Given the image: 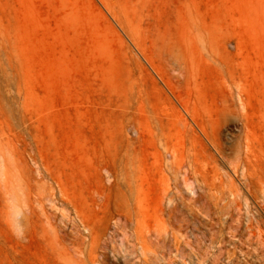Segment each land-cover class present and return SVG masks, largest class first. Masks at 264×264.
Here are the masks:
<instances>
[{"label": "rangeland", "instance_id": "1", "mask_svg": "<svg viewBox=\"0 0 264 264\" xmlns=\"http://www.w3.org/2000/svg\"><path fill=\"white\" fill-rule=\"evenodd\" d=\"M260 178L264 0H0V264H264Z\"/></svg>", "mask_w": 264, "mask_h": 264}, {"label": "bare ground", "instance_id": "2", "mask_svg": "<svg viewBox=\"0 0 264 264\" xmlns=\"http://www.w3.org/2000/svg\"><path fill=\"white\" fill-rule=\"evenodd\" d=\"M239 94V93H238ZM245 96V95H244ZM246 109V107H244L243 109H241L240 110V117H241V119H242V122L245 124V127L246 128H249L250 126H249V123H248V120H247V117H246V114L247 113H244L243 112V110H245ZM251 134V133H250ZM250 134H249V132L247 133V136H246V139H251L250 138ZM250 142H251V140H249L248 142H247V148H248V150L250 149ZM237 149H238V151L236 152V159H237V161L238 162H236L235 163V167L238 169V168H240L241 166H243V168H244V170L246 171V173H247V175H250V176H253L254 175V173L256 172L255 170L258 168V166H257V164H256V162L254 161V160H252V158L248 155L246 158H242L241 157V154H240V152H241V150H242V144H239L238 145V147H237ZM253 155V154H252ZM256 155V154H255ZM232 157V156H231ZM244 157V156H243ZM242 160H241V159ZM207 166V165H206ZM235 168V169H236ZM207 169V168H206ZM253 171H255V172H253ZM260 186L261 187H264V179H262V178H260Z\"/></svg>", "mask_w": 264, "mask_h": 264}]
</instances>
